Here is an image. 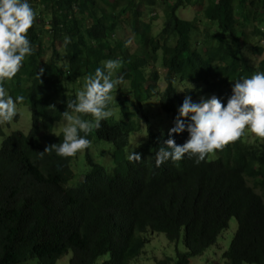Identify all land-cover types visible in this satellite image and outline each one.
Here are the masks:
<instances>
[{
	"label": "trees",
	"instance_id": "1",
	"mask_svg": "<svg viewBox=\"0 0 264 264\" xmlns=\"http://www.w3.org/2000/svg\"><path fill=\"white\" fill-rule=\"evenodd\" d=\"M100 1L106 2L44 0L49 3L47 14L35 0L30 4L37 13L27 34L33 54L3 83L12 85L13 97H24L21 103L31 109L32 128L28 135L13 133L0 148V264H56L69 253L70 264H96L105 256L108 260L101 264H130L140 256L145 236L156 233L176 244L182 239L187 253L179 254L176 264H189L217 243L232 219L238 228L222 255L225 264H264V138L259 149L243 132L199 164L185 157L156 167L155 153L165 146L169 132L149 130L147 142L135 151L141 161L126 158L131 137L140 132L137 115L145 113L142 95L155 90L144 86L148 78L158 80L153 73L147 77V69L159 62V52L167 88L158 101L171 128L185 95L197 99L215 94L226 103L235 81L264 72V59L262 68L251 59L264 58V0H162L165 24L154 36L152 20L139 23L138 42L110 41V34L120 30L112 15L116 5L102 12ZM135 1L127 0L133 6L128 11L137 18ZM188 9L193 18L183 20L179 12ZM47 21L50 30L45 29ZM65 36L72 46L67 60L45 61L44 49L64 43ZM107 59L121 61L117 75L131 85L125 93L134 111L118 100L123 117H110L88 134L90 142L113 146V173L94 165L88 153L92 172L83 185L69 187L72 157L39 153L62 140L52 132L67 100L75 98L84 77ZM178 84L191 88L180 93ZM171 138L182 145L188 132Z\"/></svg>",
	"mask_w": 264,
	"mask_h": 264
},
{
	"label": "clouds",
	"instance_id": "2",
	"mask_svg": "<svg viewBox=\"0 0 264 264\" xmlns=\"http://www.w3.org/2000/svg\"><path fill=\"white\" fill-rule=\"evenodd\" d=\"M32 1L33 0H0V138H4L2 144L13 133L21 132L28 135L32 128L31 113V127L27 134L23 131L17 130L11 131L9 134L5 135L4 123L11 122L14 117H17V108L23 105H28L21 103L24 100L22 95H16L15 97L11 95V84L7 83L6 86L3 84L11 80L18 73L25 57L33 54L34 49L27 35L29 29L33 27L37 15L30 5ZM35 1L40 6V11L47 14L49 3L44 4V0ZM47 1L61 3L64 0ZM121 1L122 0H111L109 5L106 4L107 0L106 2H103L107 5L108 11H111L109 8L110 5H116V9L114 8L115 10L112 15L117 17L115 20L119 22L120 26L125 22V18L123 17L124 11H126L125 13H129L128 10H130V6H132L130 3L128 4L127 0L122 3ZM103 3L97 2V7L100 9L98 4ZM135 4L137 5L134 8L140 13L139 17H135L137 27L139 23L142 25L146 21V17L143 15L144 12L147 14L148 20H152L153 23L158 20L155 21L159 16L157 9H154L152 6H145L146 4L140 0L135 1ZM140 5H144L146 10H140ZM158 5L162 7L163 14L161 15H164L165 17L162 6L163 1L160 0ZM68 19L71 20L72 16L69 15ZM45 29L50 30L49 21L46 22ZM158 33L156 35H158ZM118 35L122 38L119 33L113 32L110 34V41L112 39H118ZM69 42L70 38L65 36L64 43L62 41H56L53 49L46 47L44 50L46 52L52 50L53 52L50 58L55 57L57 64H61V62H65L72 53V46L68 44ZM170 42L171 41L168 43ZM125 43L127 44L128 41ZM58 44L62 47L68 45L71 48L61 61L60 58H58ZM162 55V52H159V62L150 64V67L147 69V77L153 73L157 75L158 80L154 82L148 78V81L150 82H148L144 88L151 86L155 87V90L150 96L146 97V94L142 95V99L146 102L150 100L147 98H150L151 96L159 100V94L161 95L164 93L167 88V84L164 80L165 75L163 74L162 81L166 84V88L164 91L158 89V82L160 79L159 68L164 69L160 62L163 58ZM160 56L162 57L161 60ZM153 64L160 65V67H156L155 69V67H151ZM120 67L121 61L119 59H107L102 61V67H96L93 73L84 77V83L81 90L76 93L74 99L67 100L65 111L60 113L61 120L54 125L52 132L53 136L58 137L62 135V140L56 144L46 145L44 151L39 153L43 156L49 152H54L58 157H72L70 169L73 173V179L71 182L76 176L75 169L78 165L77 156L81 151L84 153L85 160L86 155L89 153L94 162L93 164H100L96 160L95 153L98 145L103 142L98 143L94 140L90 142L87 137L94 129H99L101 127L102 121H106L110 117H115L116 119L117 116L119 119L123 117V110L118 106V103H113L114 97L112 95L113 90L118 88V86H121L123 83H127L128 87H125L121 91L117 100L124 101L127 108L129 109L130 106L134 111V108L131 106L133 101L129 100L130 95L125 93V91H131V85L129 82L124 81L122 75L116 74ZM40 72L42 73L43 69H40ZM8 85L11 86L8 87ZM121 96L122 100L120 99ZM199 98L198 102H194L193 100L195 99H191L190 96L185 95L183 102L178 109V115L175 119L174 127L172 128V121L169 120L171 121L169 127L164 128L158 123H154L156 126H154L153 129L150 126L149 115L146 113H140L137 115L141 127L140 132L135 134L141 137L145 136L144 143L147 142L149 130L154 132H157L158 130L169 132V138L164 141L165 146H161L155 153L156 167H160L169 160L172 162H178L185 157L193 158L194 163L199 164L206 159L207 155L215 150L221 149L228 142L236 140L245 130L250 131L259 138H264V72L256 71L249 77L235 81L231 89V95L227 98L226 103H222V101L215 95H211L207 98L200 96ZM158 100L157 103L159 105ZM135 108L139 109L137 103L135 104ZM52 109H54V107ZM114 111H118V115L114 114ZM7 126L9 127L8 124ZM159 126L161 129H159ZM58 127L60 128L61 133H58ZM185 130L188 132L187 140L182 145H177L174 139L171 138L172 134H180ZM144 143L137 147V142H135L134 150H128L126 158H128L130 162L138 163L141 161L140 154L135 153V151ZM130 147L131 145L129 146V149ZM112 154L114 155V150ZM113 159L115 161L114 156ZM86 163L88 170L86 174L81 177L80 183L76 187L83 185L89 172H92V167L87 160ZM114 165L115 166L110 169H106L103 165L102 166L107 172L112 174L116 168V164ZM71 182L68 186L75 187L71 185Z\"/></svg>",
	"mask_w": 264,
	"mask_h": 264
},
{
	"label": "rangeland",
	"instance_id": "3",
	"mask_svg": "<svg viewBox=\"0 0 264 264\" xmlns=\"http://www.w3.org/2000/svg\"><path fill=\"white\" fill-rule=\"evenodd\" d=\"M125 0H122V2H124ZM152 1V2H151ZM101 2V1H100ZM111 2V0H107L106 4L109 5ZM150 2V3H149ZM160 2V0H145L144 4H146L145 6H152L154 9H157L158 11V15L160 16L161 14H163L162 11V7L160 5H158V3ZM155 3V4H153ZM106 4H98L100 9L104 12H108V7ZM129 4V2H128ZM151 4V5H150ZM153 4V5H152ZM137 5V4H135ZM144 5H140L139 9L140 10H146V7ZM132 9V7H131ZM143 10V11H144ZM133 12L129 13H124L123 17L125 18V22L124 24H122L120 26V32L119 34L122 37V40H133L135 42H138L139 39L138 37H136L137 35H135L136 33V18L132 15ZM120 15V14H119ZM146 20H148V16L147 14L144 12ZM194 15V12L190 9L188 10H181L179 12V16L182 19L185 20H189L192 19ZM158 18L155 19V23L152 22V35L157 36L156 34L162 29L163 24L165 23V17L164 15L160 16ZM122 18V17H120ZM145 25V22L143 24V26ZM138 30V29H137ZM250 32L251 30H253L252 28L248 29ZM118 39H120V36L118 35ZM138 47V46H137ZM58 58H60V61L62 60L63 57H65V54L71 50L70 46L66 45L65 47L61 46L58 44ZM137 48L132 49L133 51H135ZM52 50H48L46 52V55L44 56V59L47 61L48 59H50L51 55H52ZM161 56H160V60H161ZM252 62L254 63V65L256 66V68L261 67L262 68V61H263V57H257V56H252L251 57ZM153 64L151 65V67H160V65H156ZM117 74V73H116ZM163 74H164V69L159 68V75H160V79L158 82V89L160 91H164L166 88V84H164V82L162 81L163 78ZM128 87L127 83H123L121 86H118V88H115L112 92V95L114 97L113 99V103H118V97L119 94L121 93V91L125 88ZM178 91L180 93H182L185 89H189L191 88V86H186V85H177ZM211 95H215V94H210L207 96H203L205 98L210 97ZM160 96V94H159ZM216 96V95H215ZM144 97V96H143ZM147 97V95H146ZM120 99L122 100V96L120 97ZM148 102L144 101L142 103V106L145 110V113L147 115H149V121H150V126L151 128L154 129V126H156V124L154 123H158L159 125H161L164 128L169 127V125H171V121H169V116L165 113H163L161 111L160 106L157 103V98H153L152 96L150 98ZM200 98H197L193 101L198 102ZM115 100V102H114ZM131 111H133L132 108H130ZM114 114L118 115V111H114ZM142 118V117H141ZM5 124V130L4 133L5 135L9 134L11 131H23L24 133H28L31 127V111L29 109L28 106H21L19 108H17V117L11 121V122H7L4 123ZM7 124L9 125V127L7 126ZM144 124V123H143ZM58 125V124H57ZM59 126V125H58ZM145 127V126H144ZM160 127V126H159ZM58 133L60 132V128L58 127ZM244 134L246 136V141L251 144L256 146L257 148L261 149L262 148V142L260 140L259 137L255 136L253 133H251L250 131L245 130ZM3 137L0 138V146L2 144L3 141ZM145 141V136H139L137 134L133 135L131 137V147L129 149V151H133L134 147H135V142H137L136 146H140L142 143H144ZM114 148L113 146L107 144V143H100L96 149V153H95V157L96 160L103 165L106 169H110L113 168L115 165L114 159H113V152ZM104 152V153H103ZM106 153V154H105ZM77 167L75 169V173L76 176L74 178V180L71 182V185L73 186H78V184L80 183V179L81 177L86 174L87 170H88V166L85 160V156L83 151H81L78 156H77ZM250 185H252V182H250ZM259 193H260V189ZM238 228V224L237 221L235 219H232L230 224H229V228L227 230H225L221 236L219 237L217 243L210 248L209 250H207L203 255L198 256V257H194L189 259V264H225V261L222 258V255L225 251L228 250L229 245L236 233V230ZM146 243L145 246L140 254V256L138 258H136L135 260L131 261L130 264H159L160 261H165V260H172L171 264H176L178 261V256L179 254H186L187 253V249L184 246V242L181 239V241L176 244V243H172L170 242L167 237L164 234H159L156 233L153 236H151L150 234L146 236ZM72 258V253H69L68 255L62 257L56 264H70ZM108 260V256H105L102 260L98 261L96 264H101L105 261ZM28 264H41L39 260H32L30 261Z\"/></svg>",
	"mask_w": 264,
	"mask_h": 264
}]
</instances>
